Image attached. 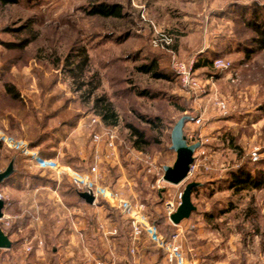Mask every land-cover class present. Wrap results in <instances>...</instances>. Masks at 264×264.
<instances>
[{"label": "rangeland", "instance_id": "374dc122", "mask_svg": "<svg viewBox=\"0 0 264 264\" xmlns=\"http://www.w3.org/2000/svg\"><path fill=\"white\" fill-rule=\"evenodd\" d=\"M101 2L121 5L124 16L90 15L92 5ZM252 24L264 25V0H19L0 4V172L14 160L17 172L10 178L46 172L45 177H69L76 187L74 179L80 177L65 166L74 162L81 178L89 174L92 135L102 125L97 104L110 102L116 115L117 156L111 165H104L103 176H91L94 188L118 193L133 206L143 204V222L155 224L169 239L177 234L183 237L184 230L182 234L179 230L185 222L173 225L167 205L177 206L179 193L196 179L180 185L160 181L164 167H172L177 158L171 134L183 117H189L185 133L201 131L191 123L198 114L194 109L203 107L201 99L212 89L214 109L222 98L215 80L202 95L183 88L174 64L195 60L196 76L207 84L212 83L211 76H218L214 60L226 58L233 71L248 65L252 70L246 69L244 77L263 81L264 49L257 50ZM158 33L174 42L168 47L154 46ZM247 50L253 51L250 58L245 56ZM144 65L152 66L151 72L141 70ZM7 84L15 87L20 100L10 99ZM72 119L74 129L63 126ZM128 125L144 131L148 147L135 149ZM214 141L209 148L214 149ZM16 144L27 147L29 153ZM230 158L226 157V163H232ZM231 173L230 164L221 189H229ZM200 194L197 190L193 200L203 209ZM106 195L105 205L132 215L127 203ZM231 195L223 194V210L231 208ZM208 207L220 209L215 202ZM209 224L239 226L246 242L240 264H264V218L230 214L223 223ZM182 239L179 242L190 261L192 255ZM195 260L207 264L203 255Z\"/></svg>", "mask_w": 264, "mask_h": 264}, {"label": "crops", "instance_id": "0c3cea01", "mask_svg": "<svg viewBox=\"0 0 264 264\" xmlns=\"http://www.w3.org/2000/svg\"><path fill=\"white\" fill-rule=\"evenodd\" d=\"M247 66L232 70L239 79L237 83L229 82L232 71H217L218 76L210 78L212 82L215 80L227 104L228 115L213 108V89L201 99L203 107L194 109L196 117L204 120L202 133L214 138L215 145L214 149L209 148L210 158L195 180L201 184L198 192L202 193L200 198L205 206L197 207L179 230L180 233L184 230L179 239L183 238L192 255L189 261L184 254L188 264H197L199 254L207 264H240V252L246 245L243 231L239 226L209 223H223L230 214L264 218V177L243 178L236 180L232 188L221 189L230 164L232 173L247 166L253 175L264 174V80L245 78L246 69L252 70ZM253 153L257 154L256 162L252 161ZM228 155L232 163H226ZM73 164L67 162L65 167L81 178ZM45 175L46 172L19 176L2 186L9 204L4 210L9 227L2 229L12 242L10 249L0 251L3 264H169L165 252L147 236L136 244V254H131L132 215L105 205L103 201L109 200L106 194L90 205L69 192L73 186L69 177ZM227 192L232 194L231 208L224 211L223 194ZM210 202L220 209L211 211Z\"/></svg>", "mask_w": 264, "mask_h": 264}, {"label": "built area", "instance_id": "2783aa9c", "mask_svg": "<svg viewBox=\"0 0 264 264\" xmlns=\"http://www.w3.org/2000/svg\"><path fill=\"white\" fill-rule=\"evenodd\" d=\"M174 42V39L168 35L158 33L153 40V44L156 47H168ZM174 68L176 73L181 80V84L183 88L187 89L189 92L194 94H205L208 92V89H211L214 84L212 83H203V81L196 76V68H195V60H191L187 64L183 63H175ZM213 68L216 71H232V63L226 58H218L213 62ZM237 74L231 76L232 82H236ZM211 80V79H210ZM209 80V81H210ZM216 106L220 109V111L224 115H228V107L224 100L217 99ZM100 120V118H98ZM192 122L197 128L203 129L205 126L204 120L201 116L191 119ZM190 120V121H191ZM102 124V125H101ZM101 129L97 132H94L92 135V161L89 166V174L80 178L81 180L74 179L76 183V187L81 190V192H92L96 198L100 195H105L106 192L111 194L113 197L120 201H124L130 206L132 211V240L134 242L133 247L131 248V254H136V244L143 237L147 236L150 238L152 242H154L160 249L165 252L167 262L169 264H185L186 260L183 253L182 245L179 242V234L175 235L172 239L165 237L159 230L156 225L149 222H143L142 213L145 210V206L134 205L128 203L126 200H123L120 194L113 193L109 189H98L94 188L95 182L93 181L91 176H94L96 179L104 175V165H111L114 162L115 157L117 156V129L114 127L104 126V123L100 121ZM187 125V124H186ZM186 127V126H185ZM187 130V129H186ZM187 141L189 144L200 143V148L196 151L194 155V163L190 166V171L188 174V181L191 178L196 179L198 173L200 172L202 167H205V161L210 158V149L209 146L212 142V139L202 133V130H192L191 133H185ZM16 147L26 153L28 152V148L25 146H19L16 144ZM252 161L256 162L258 160L257 154L253 153L251 155ZM163 171V170H162ZM149 172H152V169H149ZM164 172V171H163ZM160 181L163 180V176ZM185 181V182H186ZM84 182V188H81V184ZM86 190V191H85ZM183 196V191H181L178 195V203L175 206L173 203L167 205L168 215L170 216L177 210L178 206L181 203ZM0 199L5 202V209L9 206L8 201H6V196L3 188H0ZM6 215L0 220V223H4L5 226L9 225V222L6 220ZM2 249H0L1 251ZM27 251H32V247L29 245L27 247ZM0 264H3V261L0 260ZM131 264H137L135 262Z\"/></svg>", "mask_w": 264, "mask_h": 264}, {"label": "water", "instance_id": "95a60500", "mask_svg": "<svg viewBox=\"0 0 264 264\" xmlns=\"http://www.w3.org/2000/svg\"><path fill=\"white\" fill-rule=\"evenodd\" d=\"M189 121V117L181 118L174 126L171 134V149L176 153L177 158L172 167H164L163 180L171 185L183 184L190 171V166L194 163V155L200 148V143L189 144L185 136V125ZM14 173V163H10L8 168L0 172V188L10 179ZM197 182H190L183 190V196L177 210L170 216L173 225L178 226L183 221L190 219L192 214L197 211V206L193 203V189L199 187ZM82 198L87 204L93 205L96 197L92 192H80ZM5 202L0 199V220L4 217ZM12 242L9 236L0 226V249H10Z\"/></svg>", "mask_w": 264, "mask_h": 264}, {"label": "trees", "instance_id": "16d2710c", "mask_svg": "<svg viewBox=\"0 0 264 264\" xmlns=\"http://www.w3.org/2000/svg\"><path fill=\"white\" fill-rule=\"evenodd\" d=\"M18 2H19V0H0V4L2 6L17 4ZM89 14L94 15V16H100L103 18H116V19H120L124 16L123 15V8L121 5L110 4V3H106V2H101L99 4L92 5V7L89 11ZM252 25H253L254 30L257 34V37L254 39V43L256 44V46L258 48L257 50H262V49H264V25H258V24H252ZM244 53H245V56L247 58H250L253 51L247 50ZM199 66H202V65H199ZM203 66H207V64H204ZM151 69H152V66H149V65H144L141 67V70H143L144 72H147V73L151 72ZM156 76L162 78V75L160 73H156ZM5 88H6V91H7L8 95L12 101L20 100V94L15 89L14 86L7 84L5 86ZM104 102L105 101H103V100L98 102L99 104H97V105L101 106V107H99V110L97 111L98 112L97 116L101 119V121L104 123L105 126L115 127V126H113L116 124V122L113 120L116 118L114 106L110 102H106V103H104ZM63 126H65V127L68 126L70 129H74L75 124L73 122V119L71 122L65 121L63 123ZM128 127L133 132V138H135V141H134L135 149L142 151L143 149H145L146 147L149 146L150 143H149L147 136L144 133V131L137 129L136 127H134L132 125H128ZM12 162L15 164L14 160ZM16 172H17V169L15 168V172L13 174H15ZM13 174L11 177H13ZM20 176L23 177L26 175L25 174L22 175L20 173ZM252 177L260 179V178L264 177V174L262 172H257L255 175H253V174H251V171L249 169H247V166H243L238 171L231 173V184H230L229 188H232L233 183L236 180L241 181L243 178L249 179ZM10 179H12V178H10ZM200 187H201V184L199 187L193 189V194L196 193ZM69 192L73 195H79L81 190L77 187H74V190L72 192L70 190ZM81 200L84 201L83 199H81ZM131 225H132V222H131Z\"/></svg>", "mask_w": 264, "mask_h": 264}, {"label": "bare ground", "instance_id": "6f19581e", "mask_svg": "<svg viewBox=\"0 0 264 264\" xmlns=\"http://www.w3.org/2000/svg\"><path fill=\"white\" fill-rule=\"evenodd\" d=\"M186 126V125H185Z\"/></svg>", "mask_w": 264, "mask_h": 264}]
</instances>
